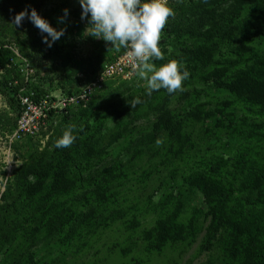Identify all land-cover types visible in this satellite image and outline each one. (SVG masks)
Segmentation results:
<instances>
[{"label": "rangeland", "instance_id": "rangeland-1", "mask_svg": "<svg viewBox=\"0 0 264 264\" xmlns=\"http://www.w3.org/2000/svg\"><path fill=\"white\" fill-rule=\"evenodd\" d=\"M104 1L0 0V47L11 53L0 63V264L249 263L247 237L219 222L188 177L222 179L237 213L264 193V182L254 188L264 181V106L229 89L234 72L264 57V0H116L164 31L157 60L105 80L69 120L15 135L8 81L20 95H54L118 53L103 16L76 13ZM125 19L119 10L111 23L124 32ZM73 171L86 186H67ZM85 200L96 206L87 227L57 229L50 203L73 215Z\"/></svg>", "mask_w": 264, "mask_h": 264}, {"label": "trees", "instance_id": "trees-1", "mask_svg": "<svg viewBox=\"0 0 264 264\" xmlns=\"http://www.w3.org/2000/svg\"><path fill=\"white\" fill-rule=\"evenodd\" d=\"M119 10L126 13V19L123 24L125 28L124 32L121 31V26L113 25L111 23L112 20L118 16ZM76 13L79 17H85L88 19H96L99 16H103L107 23L106 29H104L103 31V39L109 44H113L114 47H116V49L118 50L117 54H121L124 52L125 35L131 32L132 25L135 21L141 19L150 23L151 25H154L153 19H151L149 16L144 15L147 18L144 16H138L135 12L128 10L126 7L120 6L116 0H105L104 4L98 10H94L89 4L85 3L76 11ZM261 14L264 17V8L261 9ZM158 30L162 33L163 45L165 42L164 31L160 29ZM68 33L72 34V31H68ZM10 55L11 53L7 48L0 47V63L2 65L9 63ZM237 55L241 56L242 52L237 51ZM156 60L157 58H154L152 61ZM98 70L99 69L94 71V73H96ZM79 73L85 72L81 71ZM77 75L74 80L68 81V83L71 82L69 83L71 84V86L67 88L65 86L62 89L63 91L71 89L67 92H76L77 85L79 84L77 80ZM232 75L233 76L231 78L229 89L234 94L238 96H245L246 100L252 105L264 106V57H258L257 60H254L251 65L243 69H238V71L234 72ZM18 78L19 76L16 75L15 79ZM12 83L13 80L7 82V85L10 86V90L12 93V97H7V102L12 108L15 107L19 114L20 104L15 95H18L20 93V87L13 86ZM35 94L36 99H39L41 97L39 93L36 92ZM64 116L66 120H69L71 118V115L68 113V110L66 111ZM250 134H253V131H251ZM245 137L246 139L250 138L249 134ZM225 163L227 162L223 161L221 163L211 165L209 168L211 170V173L217 174L218 171L223 166H225ZM79 168L81 169L82 167ZM83 171H85V167L83 168ZM82 176L83 174L81 173V171L79 173L73 171L72 178L75 180L76 185L72 186L73 179L70 177L71 184L70 186H67L72 190L75 189V186H86L85 183L87 182V180L81 178ZM188 178L191 180L197 178V181L202 184L205 200L208 204H212V206H214V203H216L215 208L219 222H221L222 224L224 223V225L235 229L238 235L247 237L248 241L246 244V250L252 257V260L247 264H264V193H258L261 195V197L259 198V202L256 204V206L253 207L252 211H249L247 213H237L227 208V201L225 196L228 193V188L226 189L224 183L222 182V179L207 175L202 172L193 173L189 175ZM257 179V183L254 185L255 189H258L260 186H262L264 182L262 177H257ZM82 204H84L82 205L85 208L84 211L80 209L78 211L79 213L75 212V214L73 215H64L62 212H60V210L64 211L65 208H58L56 203L51 202V207L49 210L51 212L50 220L53 221V224L57 226V229L59 230H64L65 226L70 227L68 230V235L74 233L82 225L84 227H87V220L89 219V217L93 216L92 212L94 211L96 206L94 207L93 202L87 203V200H85V202ZM10 222L11 231L13 232V222Z\"/></svg>", "mask_w": 264, "mask_h": 264}, {"label": "built area", "instance_id": "built-area-1", "mask_svg": "<svg viewBox=\"0 0 264 264\" xmlns=\"http://www.w3.org/2000/svg\"><path fill=\"white\" fill-rule=\"evenodd\" d=\"M124 40V52L102 65L90 79L87 80L85 73L77 75L79 84L76 92L68 93L67 91L71 89L66 91L59 89L58 93L42 95L39 99H36L33 92L16 95L20 110L15 135L18 137L36 135L49 117L64 114L72 107L84 106L94 89L101 86L105 80L131 76L144 63L158 58L162 33L154 25L140 19L133 23L131 32L125 35ZM28 76L26 74L25 80H28Z\"/></svg>", "mask_w": 264, "mask_h": 264}]
</instances>
